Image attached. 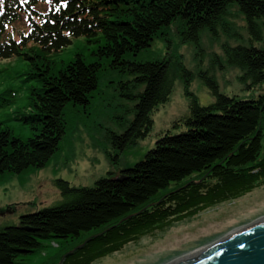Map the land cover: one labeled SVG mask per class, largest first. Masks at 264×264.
I'll return each mask as SVG.
<instances>
[{
	"label": "trees",
	"instance_id": "16d2710c",
	"mask_svg": "<svg viewBox=\"0 0 264 264\" xmlns=\"http://www.w3.org/2000/svg\"><path fill=\"white\" fill-rule=\"evenodd\" d=\"M37 4L42 10L34 8ZM234 6L245 19L250 44H224L225 61L244 72L243 81L264 87V0H0V37L18 19L28 28L18 40H0V59L22 56L35 81L28 94L31 112L22 117L31 137L22 140L0 127V177L43 168L59 152L66 109L88 107L104 70L132 78L131 89L120 85L121 96L133 101L128 111L132 119L120 124L122 133L107 135L116 155L149 133L152 112L168 101L180 71L190 95L189 112L180 121L185 130L160 134L141 160L115 178L100 177L92 186L56 179L59 203L1 227L0 264H17L52 238H70L74 244L61 264H92L156 230L264 186L261 95L228 96L212 78L201 75L214 96L201 105L187 92L191 75L178 62L131 58L173 25L183 40L196 45L203 29L237 35L226 20ZM71 37L96 43L90 58L76 52L53 66L49 53L61 52Z\"/></svg>",
	"mask_w": 264,
	"mask_h": 264
},
{
	"label": "rangeland",
	"instance_id": "374dc122",
	"mask_svg": "<svg viewBox=\"0 0 264 264\" xmlns=\"http://www.w3.org/2000/svg\"><path fill=\"white\" fill-rule=\"evenodd\" d=\"M34 8L42 10L41 4ZM229 12L226 20L232 24L233 32L237 33L235 36L226 34L220 28L216 35L203 29L196 45L191 40H183L177 34L176 25H173L164 32V36L154 39L149 48L131 58L171 59L178 62L191 75L187 92L194 94L201 105L214 101L201 75L212 78L218 91L228 96L257 98L261 95L264 98L263 85L243 81L244 72L227 65L225 61L224 44H250L245 19L235 6ZM27 29V23L18 19L8 24L0 40H18ZM254 44L260 47L262 42ZM95 47L96 43L87 42L83 37H71V43L66 48L61 52L49 53V56L54 62L53 66H60L62 61L71 60L76 52L89 59ZM28 72L29 62L20 55L0 59V127L8 128L13 136L22 140L31 137L29 124L22 119L31 112L28 94L35 84ZM183 78L180 71L168 101L159 104L152 112L153 124L149 133L116 155V149L107 141V135L110 132L122 133L124 126L120 124L124 125L132 119V113L128 111L133 107V101L123 98L120 88V85H125L128 90L131 89L132 78L126 72L102 71L99 87L88 107L66 109V136L60 142L59 152L43 168L0 177V228L19 224L22 214L59 203L61 195L54 184L56 179L74 186H92L100 177L110 175L115 178L119 170L141 160L160 134L185 130V125L180 121L189 112L190 95L184 91ZM175 122H178L177 126H174ZM262 130L264 134V122ZM263 216L264 186L237 200L213 206L184 222L156 230L144 241H136L120 254L109 255L99 261L100 264H161L202 247L210 240L221 239L234 228H241ZM72 246L74 244L70 238L45 239L40 249L20 257L17 264H54Z\"/></svg>",
	"mask_w": 264,
	"mask_h": 264
},
{
	"label": "water",
	"instance_id": "95a60500",
	"mask_svg": "<svg viewBox=\"0 0 264 264\" xmlns=\"http://www.w3.org/2000/svg\"><path fill=\"white\" fill-rule=\"evenodd\" d=\"M68 254L63 255L57 264H61ZM170 264H264V219L259 218L232 234H226L195 256Z\"/></svg>",
	"mask_w": 264,
	"mask_h": 264
},
{
	"label": "bare ground",
	"instance_id": "6f19581e",
	"mask_svg": "<svg viewBox=\"0 0 264 264\" xmlns=\"http://www.w3.org/2000/svg\"><path fill=\"white\" fill-rule=\"evenodd\" d=\"M260 219H264V216L263 217H260ZM182 222H184V221H182ZM248 224V223H247ZM240 228H234L232 231H230V234H232V233H234V232H236V231H238ZM226 235V234H225ZM224 235V236H225ZM223 236V237H224ZM147 237L148 236H144V237H142L141 239H140V241H144L145 239H147ZM139 241V242H140ZM211 242H209L208 241V243H206L205 245H203L202 247H199V248H196V249H194V250H192V251H190V252H188V253H185V254H180L179 256H177V258H175V260H168V261H164V262H161V264H170V262H174V261H178V260H184V259H187V258H189V257H192V256H195L196 254H198L201 250H203V249H205L207 246H209V245H212L213 243H216V242H218L219 241V239L217 240V239H214V240H210ZM133 245H130V244H128L125 248L126 249H129L130 247H132ZM125 248H124V250L123 251H125ZM114 254H116V255H118V254H120L119 252L118 253H114ZM114 254H112V255H114ZM151 260H153V259H151ZM92 264H100V261L99 260H97V261H95V262H93Z\"/></svg>",
	"mask_w": 264,
	"mask_h": 264
}]
</instances>
